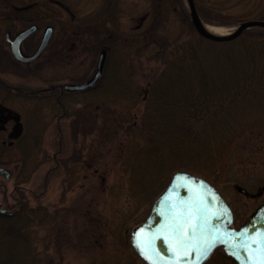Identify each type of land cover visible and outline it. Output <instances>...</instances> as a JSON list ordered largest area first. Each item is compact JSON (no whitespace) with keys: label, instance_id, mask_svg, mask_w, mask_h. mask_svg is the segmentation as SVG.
Masks as SVG:
<instances>
[{"label":"rangeland","instance_id":"374dc122","mask_svg":"<svg viewBox=\"0 0 264 264\" xmlns=\"http://www.w3.org/2000/svg\"><path fill=\"white\" fill-rule=\"evenodd\" d=\"M198 1L214 19L239 22L261 14L263 10V0ZM63 2L83 21L104 20L111 28L119 27L125 34L142 24V18L154 3L153 0ZM165 3L164 34L168 32L172 39L188 36L189 25L180 19L179 10L174 6L177 4ZM71 16L70 12H63L62 18ZM208 22L233 30L235 27L233 23ZM66 40L62 37V48L65 49L62 56L55 62L42 63V69L35 76H17L15 73L3 76L24 88L23 92L15 90L9 94L2 91L0 100L20 113L26 138L17 142L16 119L6 129L0 128V142L6 141L4 143L7 144L0 166L12 172L9 178L0 172V206L6 207L4 199L13 202L11 192L18 181L30 197L31 204L43 206L45 215L37 227L43 264L49 260L53 264H146L132 246L130 231L147 216L157 195L158 184L152 183V174L141 182L140 175L135 176L137 169L132 167L136 151L149 143L148 131L139 126L124 128L138 120L140 105L107 99L100 89L88 93H65V109L58 106L56 97L40 100L28 96L29 90L45 88L52 82L63 84L85 80L95 72L100 52L106 45L102 37L92 42L87 38H76L74 44L66 43ZM250 49L254 51L256 47L251 46ZM199 51L209 60L220 54L210 48H200ZM237 52L235 49L232 54ZM114 58L111 67L115 69L119 62L117 57ZM127 64V71L134 76L142 93L149 78L145 73L153 67H160L155 60H149L147 55L138 52L129 55ZM254 68L249 64V71ZM125 81L123 74H116L109 86L119 89ZM40 105L42 113L38 109ZM116 108L123 112L131 111L135 117L121 121L120 131L110 134L107 126ZM64 112L66 116L59 120L58 114ZM81 112L83 117L78 115ZM38 116H43L40 117L42 122ZM76 121L81 125L77 132L74 129ZM11 139L15 141L9 145ZM259 139L260 142L253 140L249 144L241 140L226 162L217 164L216 169L206 175L233 207L236 224L244 221L264 201V134ZM255 142L259 145H252ZM182 157L186 156L182 154ZM151 161V164H158L166 170L165 174L176 168L185 169L170 164L166 157L159 155ZM180 162L178 160V164ZM238 184L254 194L240 191ZM5 187L7 191H4ZM219 264L230 263L220 261Z\"/></svg>","mask_w":264,"mask_h":264},{"label":"trees","instance_id":"16d2710c","mask_svg":"<svg viewBox=\"0 0 264 264\" xmlns=\"http://www.w3.org/2000/svg\"><path fill=\"white\" fill-rule=\"evenodd\" d=\"M153 1L152 9L142 18V24L128 34L119 27L111 28L104 20L87 23L77 16V38H87L92 42L102 37L108 49L103 76L99 84L88 92L100 89L107 99L140 105L138 120L124 128L139 126L148 131L149 143L135 152L132 167L137 169L135 176L140 175L141 182L152 174V183L158 184V194L173 170L165 174L166 170L158 167V164H151V159L156 155L166 157L170 164L178 168L209 176L217 164L226 162L241 140L245 141L244 144L253 140L260 142L259 137L264 134V27L247 28L233 39H215L196 28L184 0ZM168 1L177 4L174 6L179 10L180 19L189 25L188 36L172 39L168 32L164 34L165 2ZM197 2L205 20L238 23V20L209 17ZM251 46L256 49L251 50ZM200 48H210L220 54L214 60H209L201 55ZM235 49L238 52L232 54ZM137 52L160 65L145 73L149 78L143 93L134 76L127 71L129 55ZM114 57L119 62L115 69L111 67ZM249 64L255 66L253 71H249ZM116 74L126 77L119 89L109 86ZM55 84L52 82L48 85ZM3 92L9 94L15 92V88ZM29 92L28 96L32 99L56 97L58 106L62 109L66 107L63 100L65 90L61 87H45ZM38 109L42 113L41 105ZM58 115L60 120L66 113ZM78 115L83 117L82 112ZM40 117L43 118L38 116L40 120ZM132 117H135L133 112L116 108L107 126L109 133H118L122 125L120 122ZM75 124L77 132L81 125L79 121ZM25 138L26 132L20 135L17 142ZM6 145L0 142V163ZM182 154L186 157L183 158ZM227 165L231 164L227 162ZM4 191H7L6 187ZM11 195L13 202L7 199L4 202L14 214H0V264H43L37 230L42 222L41 217L45 215L43 206L31 204L19 181ZM220 261L236 264L222 250L216 251L206 264H219ZM46 264H53V261L49 260Z\"/></svg>","mask_w":264,"mask_h":264},{"label":"water","instance_id":"95a60500","mask_svg":"<svg viewBox=\"0 0 264 264\" xmlns=\"http://www.w3.org/2000/svg\"><path fill=\"white\" fill-rule=\"evenodd\" d=\"M188 3L196 28L211 38L233 39L247 28L264 27V19H246L228 34H212L203 29L195 1L188 0ZM32 28L18 34L13 44L18 46ZM50 31L51 27H47L35 53L24 55L20 48L15 47V55L25 61L35 59L48 43ZM106 57L107 50L103 49L93 76L80 82H67L65 88L84 90L94 86L102 76ZM0 172L7 177L11 175L10 171L3 167H0ZM237 188L245 194H250L242 185L238 184ZM0 213L13 215L14 212L0 206ZM233 223V209L216 186L201 175L180 169L173 173L167 186L155 198L147 218L131 230L130 239L147 264H200L199 253L214 240H227L231 246L226 247L223 243H218L210 257L216 249L222 247L238 264H264V201L239 226H234ZM176 225L180 227L177 228ZM245 229L248 230L245 236L235 235ZM242 244L246 246V251ZM233 251L238 253L239 260L231 254Z\"/></svg>","mask_w":264,"mask_h":264},{"label":"flooded vegetation","instance_id":"af4514ba","mask_svg":"<svg viewBox=\"0 0 264 264\" xmlns=\"http://www.w3.org/2000/svg\"><path fill=\"white\" fill-rule=\"evenodd\" d=\"M196 3L198 5L197 0ZM63 12H70L72 16L62 18ZM249 18H264V0L261 14H255ZM30 27H33L32 30L21 39L18 46L13 44L18 34ZM47 27H51L50 38L41 53L31 61L19 59L15 55L14 48H20L24 55H32L39 48ZM77 32V16L71 12L70 6L63 0H48V2L46 0H0V92L14 90V88L17 92H23L24 88L21 85L11 83L3 76L11 73L17 76L25 74L35 76L42 69V63L48 64L49 60L55 62L62 56L61 53L65 50L62 48V37L67 39L66 43L74 44ZM64 85L56 83L48 85L47 88L65 89ZM14 115L0 100V125L3 129L16 119Z\"/></svg>","mask_w":264,"mask_h":264},{"label":"snow or ice","instance_id":"6c2138e0","mask_svg":"<svg viewBox=\"0 0 264 264\" xmlns=\"http://www.w3.org/2000/svg\"><path fill=\"white\" fill-rule=\"evenodd\" d=\"M177 228L180 227V225H176ZM142 231V229H141ZM193 231H195V229L193 228ZM248 230H242L240 232H236L235 235L236 236H245V233L247 232ZM262 237H264V233H262ZM232 237L230 236L229 239H231ZM218 243H223L226 247H230L231 245H229L228 241L225 240V241H212L210 243L207 244L206 248H204L200 253H199V259H200V264H204V262L210 257V255L212 254L214 248L217 246ZM165 246H167L165 244ZM242 247H245V251L247 250L246 249V246L245 245H241ZM232 255H234L238 260H239V255L237 252L233 251L231 253ZM148 259H151L150 257H146ZM250 264V262H249Z\"/></svg>","mask_w":264,"mask_h":264},{"label":"bare ground","instance_id":"6f19581e","mask_svg":"<svg viewBox=\"0 0 264 264\" xmlns=\"http://www.w3.org/2000/svg\"><path fill=\"white\" fill-rule=\"evenodd\" d=\"M202 27L205 31L216 34V35H224L232 32V28H226L224 26L212 25L208 24L204 20H201Z\"/></svg>","mask_w":264,"mask_h":264}]
</instances>
